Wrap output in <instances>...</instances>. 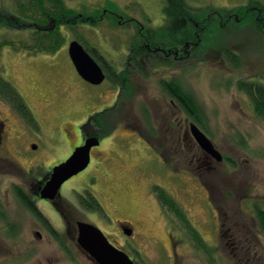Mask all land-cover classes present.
Here are the masks:
<instances>
[{
    "label": "rangeland",
    "instance_id": "374dc122",
    "mask_svg": "<svg viewBox=\"0 0 264 264\" xmlns=\"http://www.w3.org/2000/svg\"><path fill=\"white\" fill-rule=\"evenodd\" d=\"M254 1L186 0L189 6L199 9L200 13H207L211 23H218L221 15L223 19L220 18V22L225 25H221L220 29L212 25L210 32H200L202 44L198 49L199 55L187 63L186 70L172 68L165 72H150L147 78L135 75L132 80L136 88L129 97L130 101H126L124 117L109 128V131H116L113 130L111 139L107 140V151L113 150L118 155L108 163L106 169L95 171L99 176L96 189L109 218L113 217L110 220L113 223H116V219L121 220L136 229L137 235L133 241L139 242V245H136V249L130 245L124 246L125 252L136 264H264V234L255 213V207L264 210V124L255 117L249 97L237 87L240 80L264 84V40L253 25L254 10L246 9ZM65 2L77 11L107 8L122 16L123 21L134 19L121 28L110 25L109 19L102 20L95 30L89 25L80 27V35L90 45L96 47L111 64L120 66L125 64L123 53H130L131 43L139 39V25L135 21L156 28L155 31L166 22L165 0ZM12 5L11 0H0V10L4 7L10 10ZM239 9H245L243 12L248 13L246 16L252 17L245 19V22L239 21L236 26L233 20H229V15L236 17L240 14ZM189 25V32L194 34L197 29L190 22ZM33 32V28L10 31L0 27V43L14 40L16 46L19 42L32 45ZM66 33V45L54 58L45 53H35L34 49L17 52L11 46L0 48V74L22 95L25 93L28 96L36 107L46 135H50L54 126L55 134L60 130L66 132L65 122H79L94 108V103L85 102L83 95V98L78 97L81 94L78 93L80 85L77 81L83 84L68 52L69 43L76 38L74 33ZM225 47L239 56L240 67L234 68L223 60ZM173 77L178 78L204 107L208 117L205 133L222 154L236 162L234 166L218 163L211 169L204 167L200 170L198 174L201 177L195 176L196 168L194 164L190 165V158L191 149L196 152L198 146L191 137L185 142L187 155L182 149L181 153L176 152L179 144H172L170 154L175 166L178 160L187 162V173L183 171L186 166L180 164L177 172L183 175L166 179L163 175L165 168L157 163L154 155L146 151L138 136L132 134V129L145 133L148 130L145 107L147 112L149 108L152 110L154 120L151 123L157 129L165 123L169 124L170 119L174 121L178 118L183 123L186 121V114L170 105L160 91V80ZM109 87L106 84L102 89L111 90ZM108 92L106 98L109 101L117 90ZM54 97L57 104L55 124L53 111L47 107ZM174 114H178L177 118ZM188 120L191 122L190 118ZM71 139L73 143L76 142L75 136ZM19 143L10 140L7 146L9 152L2 154L5 158L0 159V226L5 224L1 218L5 214L8 221L21 223L22 232L17 237L3 238L0 234V262L5 260V247L10 245L9 249L17 254L25 249L37 248L36 253L29 255V261L22 264H93L73 246L66 250L56 242L55 246L50 244L47 237L40 241L32 234L34 225L20 202L18 186L23 187L26 178L34 180L46 174V169L26 175L28 165L22 158ZM12 161L17 164L11 166ZM105 172L109 175L106 176ZM96 174L85 176L84 181H92L97 178ZM153 183L160 184L174 195L191 225L205 241L209 252L212 251L211 254L196 246L188 230L180 227L174 215L162 217L150 192ZM81 214H85V211L81 210ZM219 224H223L224 228L220 227L218 231ZM106 229L112 232L110 227L106 226ZM229 229L224 236L223 233ZM11 255L14 256L13 253Z\"/></svg>",
    "mask_w": 264,
    "mask_h": 264
},
{
    "label": "flooded vegetation",
    "instance_id": "af4514ba",
    "mask_svg": "<svg viewBox=\"0 0 264 264\" xmlns=\"http://www.w3.org/2000/svg\"><path fill=\"white\" fill-rule=\"evenodd\" d=\"M246 9L250 11V9L255 8L248 6ZM254 12L259 16L261 15V12L258 9H255ZM233 16V14L229 15V20L241 21L238 19V16L234 18ZM117 17L119 18L118 22L121 26H127L129 21L134 20L127 19L123 21V17L118 14ZM256 20L260 21L259 18H256ZM179 21V25L175 27V33L181 32L179 35L180 37L177 35H170L164 40L162 39L163 41L156 38L154 39L156 28L146 27L139 21H135L139 25L137 36L139 38L141 37L142 40L148 39L149 36H152L156 42L154 44H151L150 42H143L140 44V50L123 53L125 56L124 66L111 64L108 59L100 53L99 56L102 60V65L100 63L99 64L105 74V80L99 85H93L85 81L76 71L81 79L80 82L88 87L85 88L79 83V81H77L80 85L78 93L81 94L78 95V97H82L83 95L85 97V99L82 97L83 100L85 102L94 103V108L87 112L84 118L79 122H65L64 126L67 127L66 132L64 130H60L58 133L56 132L57 134H55L54 126L50 135H46L44 130H42V122L37 116L36 107L32 105L25 93L22 92V95L17 89L30 109L29 113L31 115H28L25 109L18 108L14 104L5 100L0 93V159L5 158L1 156L2 154H7L9 152L7 146L10 140L15 142L17 141V143L20 141L19 145L22 149L21 155L22 158H25L27 161L25 164L28 165L26 175H29L30 172L32 173L36 170L41 171L42 169H46V174L36 177L34 180L26 178L27 181L23 182L24 186H18V197L21 204L25 206L26 212L30 215L34 225L31 230L36 239L42 241L45 237H47L50 240V244L55 246L56 242L58 246H63L66 250L69 246H73L75 249H78L84 258L93 264L97 263L79 245V223H89L98 227L102 230L108 241L113 246L123 251H125V245H130L135 249L136 245H139V242L133 241L137 235V231L133 226L125 225L123 221L118 219H116V223H113L112 220H110L113 217L111 216V218H109V213L106 209H104L105 206L99 197L100 194L98 190L96 189L99 176L95 173V171L106 169L107 166H109L108 163L112 162L118 155L113 150L107 151V144L109 139L112 137V132H114L113 130L116 131V129L109 131V128L113 127V123H117L119 118L124 117V107L127 105L126 101H130L129 97L132 93H134L136 88V84L132 80L133 77L136 75L138 77L145 78L143 75L145 72L149 75L150 72H161V70L165 72L172 68H180L184 71L187 68V63L191 60H195V58L199 55L198 47L202 44V35L199 31L202 30L204 32V27L199 23L190 22V20L183 17H181ZM210 21L211 19L209 18L208 22ZM261 21L264 22V18L261 19ZM189 22L194 26V29H197V31L193 34V37L195 36L197 41H192V37L190 40H183L182 38V34H186V31L190 26ZM221 25L225 24L222 22ZM165 26L166 22L158 28L162 29ZM210 30L211 27L208 23L207 31L210 32ZM51 56L54 58L55 54ZM53 64H55V62H53ZM125 75L130 78L128 86H132L131 94L123 88ZM166 80L168 79L162 78L159 82L161 93L169 100L170 105L175 107L180 113H185L180 107V104L167 96V93L162 85L167 82ZM106 84L110 86L109 88L111 90L108 88V90L102 89V87ZM112 90H117V93L111 100L108 101L106 93H109L108 91ZM75 93L77 96V91ZM123 98H125V100ZM55 105L57 104H55L54 97V99L47 105V107L53 111L54 124ZM146 115L148 116V119L146 116V120L150 121V125L148 123L146 124L148 128L146 133L139 131L138 129H132V134L138 136L139 141L145 145L146 151H148L149 154L151 153L154 155L157 159V163L161 167L165 168L163 175L165 174L166 179H170L175 176L181 177L183 173L177 172L178 169H180L177 166L184 164L186 167H184L185 169L183 171L184 173H187L188 164L186 161L182 162L181 160H178V163H176L177 166L172 163V158L170 156L173 149L172 144H179L176 152L179 151L181 153L180 149H182L184 155H187V144L185 142L188 138L192 137L190 124L193 121L189 122V117L186 115L187 119L183 123V120L177 118L178 114H174L177 119L174 121L170 119L169 124L165 123L160 127V129H157V126L154 123H151V121L154 120V114L150 108ZM93 117H95L96 121L93 120ZM97 121H100L102 125L100 126ZM137 121L139 120L137 119ZM162 129L166 130L162 131ZM72 136H75L76 138L75 143H73L71 139ZM91 138H97L99 144L94 145L90 150V162L88 167L84 171L67 180L62 185L54 199H43L41 197V190L49 181L53 169L67 161L77 147L84 146L86 141ZM183 148L185 149L183 150ZM191 153L192 156L190 158V165H197L196 167L194 166V168H196L195 173L197 174L195 176L199 177H201V174L199 175L198 172L203 170L204 167V169H211L212 166L218 163H226L233 166L236 164L230 156L224 154H222L224 157L223 162H217L212 156L205 153L199 146L196 152L191 149ZM15 164H17L16 161H12L11 166H15ZM21 169L25 170V167L23 168V166H21ZM91 174H96L98 179L95 178L92 181L90 179L88 182L84 181L85 176ZM105 174L106 176L109 175L107 172H105ZM150 187V192L154 197V201L162 217L166 218L171 214L178 220V217L171 211L170 207L166 204L160 194V190H166V188L158 183H153ZM167 192L170 193L169 191ZM170 194L173 195L172 193ZM81 210L85 211V214H83L84 216L81 214ZM1 218L5 222V224L0 226V234L3 238L17 237L18 234L22 232V225L19 221H8L5 214H2ZM108 222L110 223L108 224ZM179 225L185 230L182 224L179 223ZM106 226L110 227L112 232L107 230ZM220 227L222 229L224 228V225L219 224L218 231ZM229 231L230 229L224 232L223 235H227ZM170 235H172L171 231ZM180 242L181 241H179V243ZM9 246L5 247V260L2 261L3 264H7V262L10 264L25 263L30 254L37 252V248H32L28 251L26 249L24 251H19L20 253L17 254L18 252L10 250ZM12 253L14 256L11 255ZM2 256H4V253ZM2 262H0V264H2Z\"/></svg>",
    "mask_w": 264,
    "mask_h": 264
},
{
    "label": "trees",
    "instance_id": "16d2710c",
    "mask_svg": "<svg viewBox=\"0 0 264 264\" xmlns=\"http://www.w3.org/2000/svg\"><path fill=\"white\" fill-rule=\"evenodd\" d=\"M165 1L166 4L164 7V13L166 16V26L155 31L154 39L156 38L163 41L170 35L179 36L181 32L175 33V27L179 25V20L181 17L190 20V22L199 23L204 27V32H208V23L211 28L212 25L218 26L219 29L221 27L222 22H220V18L223 19L221 15L220 18L218 17V23H211L212 20L208 22L209 16L206 15L207 13H200L199 9L189 6L186 0ZM11 2L13 4L12 9H14V11L12 9L9 10V7H4L3 10H0V27L10 31H21L24 28H33L34 32L32 34L31 40L32 45H26L25 43L23 44L22 42H19V45L16 46V42L14 40H5L4 42L0 43V48L3 46H11L12 49L17 52L34 49L35 53L54 55L63 47H65L67 41V31L74 33V38H76V40L79 42L82 41L86 51L89 52L90 55H92L98 61V63L102 65L99 51L96 47L90 45V42L86 38H83L80 35V27L89 25L91 29L95 30L98 28L102 20L109 19L111 21L110 25L121 28V24L118 22L119 18L117 17V13L111 12L107 8H104L103 10L93 9L92 11H88V9H84L77 11L75 8H70L66 4L65 0H11ZM249 7L258 9L261 12L260 16L254 13L252 22L257 34L264 40V22L261 21V19L264 18V0L254 1ZM255 9H250V11ZM243 11H245V9L238 10V12H240V14L236 15L238 16V19L242 21L244 20V22L245 19H251L252 16H246L248 13L245 14ZM210 16L213 15L211 14ZM256 18H259L260 21H257ZM238 22L239 21L234 20V24L236 23V26ZM189 28L186 31V34H182L183 37H181L183 40H190L192 37V41H197L195 36L193 37V34L189 32ZM201 31L202 30H200L199 33ZM154 39L152 36H149L148 39L145 40H142L141 37L134 40L131 43L130 52L140 50V44L143 42H150L151 44H154L156 42ZM222 55L224 58L223 60L230 66H233L234 68L240 67L241 60L234 51L225 47ZM143 75L146 78L148 77V73L146 72ZM129 80V76L125 75L123 88L129 94H131L132 86H128ZM166 81L167 82L162 85L165 92L167 93V96L180 104V107L184 110L190 120L195 122L204 132H207L208 117L204 107L198 102L196 96L186 87H184L178 78L173 77L172 79H168ZM237 87L239 91L244 92L249 97L255 117L264 124V84L260 81L240 80L237 84ZM0 93L5 100L14 104L18 108L25 109L27 114L31 115L29 113L30 109L26 105L17 88L11 82L6 80L1 74ZM144 110L147 114L148 112L146 107ZM95 117H93V120L96 121ZM97 123L100 124V126L102 125L100 121H97ZM147 123L150 125V121L147 120ZM160 194L165 200L166 204L170 207L171 211L178 217L179 223L188 230L189 236L196 246L210 253L205 241L197 232V230L191 225L187 215L182 210L175 198L164 189L160 190ZM255 213L256 218L259 221L260 229L264 234V210L260 209L259 207H255Z\"/></svg>",
    "mask_w": 264,
    "mask_h": 264
},
{
    "label": "water",
    "instance_id": "95a60500",
    "mask_svg": "<svg viewBox=\"0 0 264 264\" xmlns=\"http://www.w3.org/2000/svg\"><path fill=\"white\" fill-rule=\"evenodd\" d=\"M69 56L78 74L87 82L99 85L105 80L100 64L86 51L78 40L69 44ZM190 132L198 146L217 162H223L222 153L215 147L207 134L194 122L190 124ZM97 138L88 139L84 146L77 147L72 156L64 163L56 166L49 181L41 190L43 199H54L62 185L73 176L84 171L90 162V150L98 145ZM79 245L97 264H136L125 251L113 246L98 227L89 223H79Z\"/></svg>",
    "mask_w": 264,
    "mask_h": 264
}]
</instances>
